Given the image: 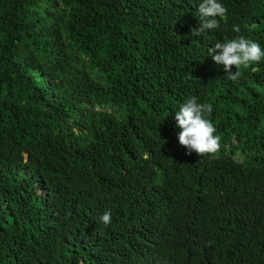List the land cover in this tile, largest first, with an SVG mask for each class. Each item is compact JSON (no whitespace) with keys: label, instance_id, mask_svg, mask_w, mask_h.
Wrapping results in <instances>:
<instances>
[{"label":"trees","instance_id":"trees-1","mask_svg":"<svg viewBox=\"0 0 264 264\" xmlns=\"http://www.w3.org/2000/svg\"><path fill=\"white\" fill-rule=\"evenodd\" d=\"M200 2L0 0V264H264V58L208 55L264 49V0L194 36ZM191 96L215 158L179 144Z\"/></svg>","mask_w":264,"mask_h":264},{"label":"clouds","instance_id":"clouds-1","mask_svg":"<svg viewBox=\"0 0 264 264\" xmlns=\"http://www.w3.org/2000/svg\"><path fill=\"white\" fill-rule=\"evenodd\" d=\"M197 12L199 28L192 29L194 36H200L206 30L218 29L220 19H226L227 9L218 0H201ZM233 30L238 33L240 28L234 25ZM208 55L217 65H223L228 79L235 81L243 75L242 69H247L264 58V49L252 39L237 36L222 42L217 41L214 47L208 49ZM233 66L236 68L235 72L232 71ZM212 111V104L198 103L197 97L191 96L175 112L176 125L180 129L178 141L187 149L186 154L194 152L199 157H216L221 147V138L215 135V126L206 118ZM99 219L107 226L111 224V213L106 211Z\"/></svg>","mask_w":264,"mask_h":264}]
</instances>
